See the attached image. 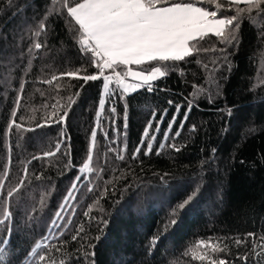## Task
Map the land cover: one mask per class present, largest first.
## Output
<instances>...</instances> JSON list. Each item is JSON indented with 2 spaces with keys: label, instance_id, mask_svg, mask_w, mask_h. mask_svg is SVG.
Wrapping results in <instances>:
<instances>
[{
  "label": "trees",
  "instance_id": "trees-1",
  "mask_svg": "<svg viewBox=\"0 0 264 264\" xmlns=\"http://www.w3.org/2000/svg\"><path fill=\"white\" fill-rule=\"evenodd\" d=\"M191 2L211 10L223 3L222 15H235L236 7H246H229L226 0ZM245 16L239 45L228 49L230 72L226 64L217 70L220 52L203 51L225 47L209 34L197 45L201 51L175 62L167 77L154 82V91L144 87L128 96L126 121L124 101L111 87L115 94L99 118L93 145L103 81L84 84L60 75L81 66L89 74L97 72L80 51L78 26L61 0H0V181L5 185L0 189V221L5 207L13 215L0 224V240L7 241L0 243L5 249L2 264H218L219 259L264 264V256L258 259L252 251L254 244H264V13ZM41 21L46 30L36 36ZM36 42L44 47L36 50ZM153 66L156 62L130 67L147 72ZM54 75L58 79L52 80ZM48 80L52 83L44 82ZM69 97L75 100L70 109ZM189 101L195 106L185 121ZM13 110L21 128L9 130ZM65 110L66 121L37 127L53 111L62 115ZM173 116L176 122L170 129ZM149 121L155 139L153 150L144 155L147 142L142 147L140 142ZM61 139V151L44 157L45 152H55ZM173 144L181 150L175 151ZM90 147L92 170L81 174ZM137 147L141 152L133 159ZM80 175L84 178L74 198L61 210ZM14 188L19 190L8 198ZM193 193L189 205L177 210ZM174 210L178 223L172 226ZM58 211L63 219L56 217ZM54 219L59 227L52 226ZM156 236L160 240L153 246ZM236 239H246L247 244L237 245ZM38 243L41 248L33 256ZM92 252L94 256L85 255ZM39 255L46 260L40 261Z\"/></svg>",
  "mask_w": 264,
  "mask_h": 264
},
{
  "label": "snow or ice",
  "instance_id": "snow-or-ice-1",
  "mask_svg": "<svg viewBox=\"0 0 264 264\" xmlns=\"http://www.w3.org/2000/svg\"><path fill=\"white\" fill-rule=\"evenodd\" d=\"M211 3H215L216 0H209ZM11 3V0H9ZM62 7L66 9L67 16L74 21L78 26L77 31V43L80 47L81 53L90 62V66L95 67L97 72L89 74L83 66L74 71L61 73L62 76L74 77L82 80L84 84L92 81H103L102 87L104 94L99 100V111L96 115L98 118L97 127L91 132L93 145L97 137V131L100 129V117L105 110V105L108 99H111L115 94V90L109 91L110 84L115 83L116 88L119 90V99L124 101L125 104V121L127 120L128 109V96L134 93L136 90L146 87L147 91H154V82L158 78H165L169 74V70L175 67V62L185 61L186 57L192 56L195 52L201 51L197 46L200 41H203L209 34L218 38L221 44H224V48L203 49V51L220 52L222 55V64L218 65L217 70L223 64L228 66V71H231L232 61L229 57L232 55L228 51L230 47L238 46L240 43L239 30L241 28V20L246 18L245 14L251 15L253 12L257 16L264 13V0H228V6H239L241 4L246 7H236L235 15H222L220 9L224 8L223 3H216V10L206 9L203 6H199L191 0H61ZM63 13H61L62 15ZM264 18V17H262ZM254 19V17H253ZM46 30V24L41 21L38 29L35 31L36 36H40ZM44 45L40 42L34 44L36 50L41 49ZM31 51V49H30ZM91 54L88 57V54ZM156 62V66H153L150 71H137L131 69V65H145ZM215 64L216 61H213ZM123 67L125 71H119ZM207 67V66H205ZM83 73V74H82ZM227 79V77H223ZM58 79L57 76H53L52 80ZM52 80L44 81L45 83H52ZM130 81H136L131 83ZM21 91L24 85L21 84ZM194 88L197 85H193ZM79 92L75 93L78 97ZM70 103L68 109L72 107L75 100L69 97ZM209 102H212L211 99ZM21 98L17 97L16 106L19 107ZM169 105L173 104L172 100L168 101ZM195 106L194 101H189L188 111L184 113L185 121L188 118V112ZM56 109V105L51 106ZM113 113L116 112V108L111 109ZM180 111V106H177V112ZM167 110H165V115ZM231 109L228 110V115L231 116ZM17 115L16 110L12 112V120L8 124V129L13 127L20 129L21 125L16 123L15 117ZM155 115V114H154ZM68 117V111L65 110L61 115L57 111H53L48 118L45 119L43 124H37V127H51L53 123H60L66 121ZM163 117H161V120ZM176 122V117L173 116L172 121L169 124L171 129L172 124ZM184 122H181V128H183ZM125 127L127 124L125 123ZM153 124L149 121L146 126L142 139L141 147L147 142V151H144V155H148L153 150L154 136L151 135V129ZM32 130V129H29ZM156 130L159 131V125H156ZM192 131H196L195 125H193ZM180 135V132H176V137ZM106 138L107 133H105ZM63 137V133H62ZM166 139L168 138L165 133ZM175 139V137H173ZM63 145V139L58 140L56 143L55 152L49 151L43 154L44 157L55 156L56 152H60ZM167 145L162 144L161 147ZM141 147H137L133 153V159H136L141 152ZM175 151L179 152L180 147L175 144L171 145ZM109 151H112L110 148ZM122 151H126L122 149ZM215 151V149H213ZM71 155V153H67ZM41 157H33V159H40ZM117 158L123 160L124 156L119 152ZM93 161V150L90 147L87 154V161L79 169L81 174L86 171H91L90 164ZM69 167H71V160H69ZM7 175V173H6ZM84 177L82 175L77 176L73 181L71 188L64 198V203L60 205L61 210L65 208L69 199L74 198L73 192L78 187V182ZM23 180L20 181V186L23 185ZM4 182L0 181V189L4 188ZM19 188L11 189L7 192V197L12 198ZM92 187H88V191H92ZM195 193L188 196L183 202L177 205V210L182 211L193 200ZM174 210L172 218L169 223L172 226L178 223V211ZM4 220L0 221V224L7 223L13 219V215L9 207L3 209ZM85 216L89 213L85 212ZM56 217H61V212L56 213ZM107 223V222H104ZM52 226L59 227L54 219ZM168 225H165V231H167ZM83 231V228L77 229L76 235L72 237L76 240L79 233ZM163 235V233L161 234ZM255 238L254 233L247 234ZM264 238V234H262ZM97 240L100 237L96 238ZM160 240V236H156L152 239V245L155 246ZM0 243H7V241L0 240ZM201 244L205 242L201 241ZM208 246L213 247L214 250H219L216 246L207 242ZM237 245L247 244L246 239H236ZM94 247V246H93ZM227 247V245H225ZM41 245L38 243L34 249H32V255H36V250L40 249ZM259 248V251L256 249ZM253 252H255L257 258L264 256V244H254ZM5 249L0 248V264H2V258L4 257ZM85 255L94 256L95 252L85 253ZM200 259H204L203 256ZM247 260L248 257H242ZM40 261H45L44 255H39ZM213 264H216L213 261ZM218 264H229L225 259H219Z\"/></svg>",
  "mask_w": 264,
  "mask_h": 264
},
{
  "label": "rangeland",
  "instance_id": "rangeland-1",
  "mask_svg": "<svg viewBox=\"0 0 264 264\" xmlns=\"http://www.w3.org/2000/svg\"><path fill=\"white\" fill-rule=\"evenodd\" d=\"M131 83H135L136 81H130ZM116 87V85H115V83H113V84H110V87H109V91L111 92V87ZM104 94V91H103V89H102V95Z\"/></svg>",
  "mask_w": 264,
  "mask_h": 264
},
{
  "label": "crops",
  "instance_id": "crops-1",
  "mask_svg": "<svg viewBox=\"0 0 264 264\" xmlns=\"http://www.w3.org/2000/svg\"><path fill=\"white\" fill-rule=\"evenodd\" d=\"M226 1H228V0H226Z\"/></svg>",
  "mask_w": 264,
  "mask_h": 264
}]
</instances>
